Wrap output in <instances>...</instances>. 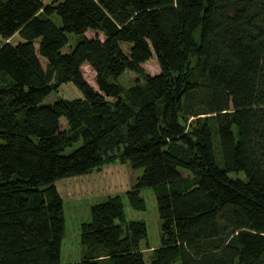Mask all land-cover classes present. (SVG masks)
<instances>
[{
	"label": "trees",
	"instance_id": "trees-1",
	"mask_svg": "<svg viewBox=\"0 0 264 264\" xmlns=\"http://www.w3.org/2000/svg\"><path fill=\"white\" fill-rule=\"evenodd\" d=\"M13 35L0 46V264H61L56 183L113 151L143 171L136 191H154L160 247L147 263V229L114 197L91 207L70 264H264V0H0V36ZM153 54L158 74L117 83ZM68 82L81 99L45 103Z\"/></svg>",
	"mask_w": 264,
	"mask_h": 264
},
{
	"label": "rangeland",
	"instance_id": "rangeland-1",
	"mask_svg": "<svg viewBox=\"0 0 264 264\" xmlns=\"http://www.w3.org/2000/svg\"><path fill=\"white\" fill-rule=\"evenodd\" d=\"M49 3V0H45ZM52 20L60 25V20L52 16ZM87 38L98 36L103 38V34L95 31H87ZM80 36L69 34L67 44L61 50L67 53L75 46ZM21 42L18 35L9 38L0 36V46L4 43L17 44ZM124 51L127 50L126 45H122ZM42 67L46 69L47 64L44 59H40ZM140 73L125 72L117 83L124 89H128L135 85L137 81L143 84L145 75H156L160 72V68L153 54L151 59L141 66ZM81 73L86 82L97 89L95 84V74L87 64L81 67ZM82 93L74 85L73 82L59 84L54 91L45 99V103L52 104L54 101L76 100L81 99ZM194 119L188 118L183 123L186 129L192 125ZM61 127L65 128L66 123L60 120ZM78 144L65 150V154L74 150ZM142 170H132L130 166L118 159L117 151L108 153L105 156L104 164L82 176L66 178L57 181L58 191L63 199L65 230L62 240L61 263L80 262L84 255V249L80 245L79 235L80 226L90 220V209L93 205L102 203L109 198L119 197L124 208V217L126 223L140 222L147 229V239L140 243L145 261L150 262L153 251L160 247V220L157 212V203L152 188H145L140 191L135 190V185L142 175ZM183 179H192V175L186 171L181 172ZM132 199H131V198ZM131 199V202L129 201Z\"/></svg>",
	"mask_w": 264,
	"mask_h": 264
},
{
	"label": "crops",
	"instance_id": "crops-1",
	"mask_svg": "<svg viewBox=\"0 0 264 264\" xmlns=\"http://www.w3.org/2000/svg\"><path fill=\"white\" fill-rule=\"evenodd\" d=\"M65 214V213H64ZM61 250H62V247H61ZM60 257H61V254H60ZM60 263H61V261H60ZM61 264H63V263H61ZM64 264H70V263H64Z\"/></svg>",
	"mask_w": 264,
	"mask_h": 264
}]
</instances>
